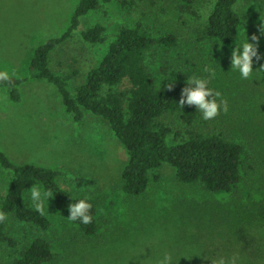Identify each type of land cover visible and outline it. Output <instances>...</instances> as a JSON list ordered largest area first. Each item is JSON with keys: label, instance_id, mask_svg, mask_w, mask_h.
Masks as SVG:
<instances>
[{"label": "rangeland", "instance_id": "374dc122", "mask_svg": "<svg viewBox=\"0 0 264 264\" xmlns=\"http://www.w3.org/2000/svg\"><path fill=\"white\" fill-rule=\"evenodd\" d=\"M77 2L0 0V70L28 77L20 87L19 102L10 99L8 89L0 88V149L14 162L60 171L62 186L97 203L99 228L85 233L55 207L51 196L41 208L51 221L47 230L10 219V232L20 241L15 254L20 255L23 245L35 238L45 237L55 258L44 264H155L165 253L173 264H210L203 253L235 257V264H243L239 231L251 233L264 244V66H260L264 55L259 62L254 58L253 75L241 79L231 67L230 52L241 36L256 34L258 51L264 54L260 34L264 3L238 0V35L224 44L203 37L202 16L183 24L162 16L158 8L136 12L120 0L102 2L83 18L81 27L105 24V40L91 45L77 38L76 50L65 46L59 51L56 69L64 75L75 67L81 70L69 79L68 86L73 88L83 81L88 64L100 63L121 26L141 25L153 34L177 32V46H158L146 56L155 84L164 86L170 77L176 84L190 74L211 73V84L227 101V111L211 119V126L244 147L242 180L232 192H209L201 182H182L175 168L164 161L150 172L147 189L131 196L122 189L128 151L107 122L91 113L82 122L74 121L55 86L30 77L36 47L65 31ZM205 2L199 0L198 6L202 9ZM79 177L95 182L77 186ZM8 180V172L0 168V201ZM26 197L31 202L28 191ZM11 261L9 248L0 243V264Z\"/></svg>", "mask_w": 264, "mask_h": 264}, {"label": "trees", "instance_id": "16d2710c", "mask_svg": "<svg viewBox=\"0 0 264 264\" xmlns=\"http://www.w3.org/2000/svg\"><path fill=\"white\" fill-rule=\"evenodd\" d=\"M110 1L78 0L65 31L36 47L29 63L30 77L53 84L74 121L82 122L87 113H91L107 122L128 151L129 158L122 171L125 193L137 196L144 192L150 182V172L164 161L175 168L182 182H201L209 192H232L242 180L243 145L222 130H213L212 121L203 120L194 105L181 107L178 104L185 80L170 89L165 85L158 87L146 63L147 54L156 47L177 46V32L153 34L141 25L121 26L100 63L88 64L83 81L73 88L68 86L69 79L81 70L75 67L70 74L64 75L56 69L54 62L59 51L65 46L76 50L77 38L91 45L105 40V24L81 26L90 11L98 9L102 2ZM120 1L136 12L158 8L162 16L174 22L181 20L183 24L202 16L203 37L224 44L234 42L238 35L241 20L236 8L238 0H204L202 9L198 6L199 0ZM87 53L91 54L89 50ZM27 79L10 75L8 81H0V88L8 89L10 99L19 102L20 87ZM210 87L214 89L211 82ZM177 124L183 126L182 129L173 127ZM0 168L9 174L0 201V213L4 214L0 219V243L9 248L11 264H44L54 260L51 242L45 237H37L23 245L20 255H16L20 241L11 234L9 221L14 217L41 230L50 228L48 216L37 210L26 197L31 185H41L50 192L55 207L66 216L71 196L73 199L83 196L61 185L60 171L33 163L14 162L1 149ZM76 182L77 186H85L95 181L79 177ZM89 201L92 204L91 222L72 221L87 234L95 233L99 228L98 205ZM239 232H242L239 238L245 256L243 264H264V244L249 232Z\"/></svg>", "mask_w": 264, "mask_h": 264}, {"label": "clouds", "instance_id": "9594fccd", "mask_svg": "<svg viewBox=\"0 0 264 264\" xmlns=\"http://www.w3.org/2000/svg\"><path fill=\"white\" fill-rule=\"evenodd\" d=\"M264 3V0H261ZM260 34L264 35V18H262ZM258 37L253 34L251 37L241 36L238 42H235L234 47L230 52L231 67L234 71L238 72L241 79H248L253 75L254 58L256 62L261 61L262 55L258 51L256 44ZM260 66H264L261 63ZM205 71H209L207 68ZM176 71H172L174 73ZM171 73V76H172ZM209 76L188 75L185 85L181 89L178 104L183 107L184 105H194L196 110L200 112L203 120H211L215 118L220 111H227V101L222 97L219 90H214L210 87ZM10 79L7 70H0V81H8ZM169 83L165 85L167 88H172L175 85V79L168 78ZM23 196V195H22ZM28 196L33 206L37 210H41L44 199L49 200L52 194L48 191H41L36 186L28 188ZM71 196V195H70ZM92 204L87 196L77 197L73 199L71 196V203L67 205L68 215L66 216L69 221L79 220L82 224H88L92 220L90 210ZM3 213H0V219H3ZM205 260L210 261V264H235V257H224L219 255H208L207 253L200 254ZM173 260L168 253H165L162 258L158 259L155 264H173Z\"/></svg>", "mask_w": 264, "mask_h": 264}]
</instances>
